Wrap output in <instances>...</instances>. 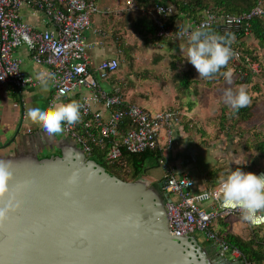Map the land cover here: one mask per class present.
<instances>
[{
  "label": "built area",
  "instance_id": "built-area-1",
  "mask_svg": "<svg viewBox=\"0 0 264 264\" xmlns=\"http://www.w3.org/2000/svg\"><path fill=\"white\" fill-rule=\"evenodd\" d=\"M23 7L43 13L53 28L38 31L22 22L19 11ZM127 8L137 9L132 1L128 2ZM173 11L171 6L156 7L153 24L158 28V37H173L172 30L163 24ZM97 13L99 10L93 0H0V86L21 90L41 84L37 79L26 77L21 61L14 56L17 48L25 46L33 62L49 67L53 74L49 81L52 93L48 107L53 102L67 104L72 101L82 106L78 123L71 126L63 124L65 138L85 157L90 158L95 152H100L106 162L113 164L121 162L123 151L138 154L160 149L161 141L170 146L175 128L182 124L183 119L191 120V117L173 109L149 112L136 103L126 101L122 94V88L126 86L124 79H111L119 69V61L115 58L101 61L95 69L89 68L88 52L95 43H90L85 34L91 30L92 17ZM252 18H264V0H258L246 14L228 15L221 20L224 26L230 27ZM219 19L214 14H208L199 21L187 22L181 31H191L201 25L208 31ZM179 39L187 42L186 37L180 36ZM232 60L234 71V67L239 65L238 57ZM245 61L248 62L247 59ZM249 69L254 75L260 71L256 63L249 64ZM101 82H110L111 91L103 89ZM27 132L30 133V130ZM159 165L165 169L159 184L166 195L164 209L169 233L180 239L202 233L206 241L212 242L220 252H228L235 263L257 264L226 243L214 231V226L228 217L238 218L250 230L264 224L251 225L242 219L239 210L223 208L219 185L197 191L195 181L177 176L175 166L165 158L159 160ZM256 175H264V172L259 171Z\"/></svg>",
  "mask_w": 264,
  "mask_h": 264
},
{
  "label": "water",
  "instance_id": "water-1",
  "mask_svg": "<svg viewBox=\"0 0 264 264\" xmlns=\"http://www.w3.org/2000/svg\"><path fill=\"white\" fill-rule=\"evenodd\" d=\"M69 143L58 157L29 148L0 157L14 166L20 201L0 228V264H232L169 233L160 184L122 181Z\"/></svg>",
  "mask_w": 264,
  "mask_h": 264
},
{
  "label": "crops",
  "instance_id": "crops-1",
  "mask_svg": "<svg viewBox=\"0 0 264 264\" xmlns=\"http://www.w3.org/2000/svg\"><path fill=\"white\" fill-rule=\"evenodd\" d=\"M129 1L131 0H114V2L111 0H104L102 4L105 6V10L100 14L101 16L93 15L91 20V30L85 34L90 43H95V46L89 51V58L91 61V65L89 66L90 69H95L96 66L105 59L115 58L118 60L119 57H121L118 55L120 54L118 43L116 44L115 39L112 38L114 37L112 34L117 31L116 26H114L116 20H112V18H110V16L114 14L116 16L119 15V11L121 10L113 11L110 7H108V5H116L118 2V4L124 2L125 7L122 9H125L127 8ZM118 7L120 6H117V8ZM19 17L22 22L28 24L38 31L51 30L53 28L52 25L47 22L43 13L30 7L21 8L19 11ZM93 31H96L99 34H96ZM134 40L135 37L133 36L132 42ZM154 45L155 44L150 45L147 48H142L139 51H135L131 55L130 63L127 62V65L121 57L119 62L120 64H123V67H120L119 71H117L111 77V79H128L133 81L135 86L126 93V97H133L131 100L149 112H153L151 110L158 111L163 109H173L180 110L187 116L191 117V120L183 119L182 124L175 128L174 139L170 146H167L164 141L160 142V148L163 150L162 158H165V160L175 166L177 176H186L190 179H193L196 183L197 191L211 189L219 185V183L213 185V182L207 178L211 171L207 170L206 168H214V163L215 166H217L218 163L221 165V171L224 170V173L221 172V174L227 175L228 170L235 171L237 167L241 168V170L246 173L249 172L242 168V164L230 166L228 163H226L225 153L227 149H223L218 141L207 143V141H204L203 138H198V134L205 136V129L207 134L208 132H211L209 128L214 123L212 122V117L213 114L216 113L210 112V90L212 89L213 91H217V89H220L217 86H219L218 84L221 80L217 82L219 79H199L198 72L196 69H194V66H192L194 73L196 72V78L193 77L192 79H189L190 82L188 79L186 80V82L188 81L190 84L189 87L191 88L188 89L189 93H187V90L184 89V86L182 87L180 84L182 82L178 80V83H176L174 81L176 74L187 70L185 63H180L178 61L173 67L171 62V60H173L172 58H182L183 60L186 59V57L183 56L180 45L187 47V42L178 39L177 41H172L170 47L166 44ZM137 46L142 47L141 41ZM254 48H257V46H254ZM148 53L151 55L149 59V65L146 64L147 61L144 58L148 55ZM256 53L257 56H260L261 53H264V49H257ZM14 56L21 61V68L26 77L36 79V76L41 71L51 73L49 67L37 65L33 62L32 56L25 46H23V49L19 50L18 53H15ZM160 64H163V66L166 64L167 69L165 71L158 70L157 66ZM260 65L264 67V57L263 59L260 58ZM229 71L232 73V77H234L232 68H229ZM246 74L247 73H244V75ZM258 78V76L252 77V84L250 86L247 84H235V81L238 79H233L231 85L234 88H232V91L235 92L241 86H244L250 97L255 98L256 94L251 88L252 85L256 84V82L258 83ZM145 79H152V81L155 79H162L160 82L159 80L157 81L160 83V92L157 91L155 93H150V88L147 85L148 83L146 84L148 89H142L140 85H142V81ZM104 84H106L108 87L112 86L110 82L108 84ZM108 91H111V88ZM205 91L207 92L205 93ZM51 93L52 90L50 82L48 84L47 91L43 89L41 84L36 87H26V90L25 88L16 90L10 86H0V157L6 156L13 151H22L26 148H29L30 150L35 151L37 158H39V154L42 152V150H45L46 148L51 149L53 147L55 150L57 149V151L52 153L50 156L39 159H48L61 155V146H65V136L63 135L61 140H57L56 134L50 135L41 124L34 123L30 119H26L25 116V112L28 107H40L36 106L39 103H45L48 107V101L51 97ZM220 93L221 91L219 94ZM9 94H16L18 97L13 99L9 96ZM201 96H204L203 102H199L201 100ZM216 96H218V94L213 92V97L216 98ZM197 105L200 108L195 110ZM205 124L207 125L206 127ZM21 128H25V130L20 132ZM28 130H30V133L27 132ZM9 137L12 138V141L9 140ZM221 141H223V144H225L226 139L222 137ZM192 145L195 147H191ZM197 154H199V157H202L201 160H203L202 164L204 166V172H210L206 175L205 181L207 179L208 183H211L210 185L212 186L206 185L205 181L202 182V184H199L198 176H193L191 175V172L185 171L184 166L190 162L194 163L197 160ZM148 184L150 185V183ZM214 229L219 233V235L220 231L223 233L227 232L229 234L235 235L243 241H248L251 238L253 232L236 217H228L224 220L218 221L215 223ZM206 253L208 255H223L232 264H237L233 261V259L227 256V253H222L218 250L216 254L215 248L212 251H207Z\"/></svg>",
  "mask_w": 264,
  "mask_h": 264
},
{
  "label": "trees",
  "instance_id": "trees-1",
  "mask_svg": "<svg viewBox=\"0 0 264 264\" xmlns=\"http://www.w3.org/2000/svg\"><path fill=\"white\" fill-rule=\"evenodd\" d=\"M95 3H103L104 0H93ZM137 7L136 10L125 8L119 11V15H112L110 18L115 21V25L117 31L112 34L113 39H115L116 44L118 43L120 54L126 62L130 63L131 55L135 51H139L142 48H147L150 45H159L166 44L169 47L171 46L172 41H177L180 37V31L184 27L187 22L191 21H199L203 19L208 14H214L218 17L219 21L217 24L209 29L213 34L224 36L226 39L231 40L230 47L232 48L235 56L238 57L239 65L234 67L233 76L238 79L235 81V84H252V77L258 76L262 79V83L264 84V67L260 65V58L257 56V49H264V18H252L248 22H243L238 26H224L222 18L225 16H240L248 13L252 8H254L258 2V0H131ZM171 6L173 8V14L164 20L163 24L165 27H169L172 30L173 37L164 38L158 37L157 31L158 28L153 24V16L155 13V9L157 6ZM248 23V25H246ZM246 28H248V33L245 34ZM135 37L133 44H127L129 42L130 37ZM105 37V36H104ZM234 37V39H233ZM138 38L141 40L142 47H138ZM255 40L258 44L257 48L250 45L248 43L249 40ZM154 45V46H155ZM172 56V54H171ZM121 57H119L118 61H120ZM173 57V56H172ZM171 57V58H172ZM176 57V56H175ZM171 60L173 67L176 62L185 63L186 71H182L176 74L174 81L178 83V80L182 83L181 86H184V89L187 90V87L190 86L188 83L189 79L193 77L196 78V72L194 73L193 67L186 59H175ZM233 59V58H232ZM232 59L229 63L220 70V73L216 74L212 79H224L225 76L223 73L229 71V68H233ZM248 60V62L245 61ZM256 63L260 68L258 74L254 75L249 69V64ZM123 67V64L119 62V69ZM118 69V71H119ZM195 69V68H194ZM244 73H247L244 75ZM188 81L186 82V80ZM126 86L122 88V94L126 98V93L132 89L135 84L133 81L128 79L124 80ZM190 82V81H189ZM262 85L256 83L252 85L253 92H255V98H251V103L256 100L258 97L262 96ZM131 103H136L133 100H129ZM255 107L252 104L247 107L234 109L231 105L227 104L221 109L220 115L216 118L212 119V122H216L215 125L218 126L217 130L225 135H229V132L234 131L236 129H240L239 127L243 124H247L254 117V109ZM215 119V120H214ZM228 125L229 128L224 125ZM242 135L243 131H240ZM235 136V133H233ZM254 140L248 136L247 138L250 141H247L248 146L253 149V159L249 162V164H245L242 168L248 170L251 173H256V170H253L252 167H257L258 171L264 172L261 167V162L264 161V139L258 140V135H252ZM256 137V138H255ZM237 138V137H236ZM162 149L155 150H147L138 154H130L128 152L123 151V158L120 163L110 164L103 159V154L100 152H95L94 156H96L102 164H99L91 159L85 157L86 160L95 163L96 165L102 167L106 170V167L111 169V175L117 177L118 179L125 182H134L139 180L142 174H144V164L147 159L154 158L159 163V160L162 158ZM257 162V163H256ZM260 163V164H259ZM159 165V164H158ZM115 169H118V172H115ZM253 170V171H252ZM161 195L164 193L161 191ZM221 221V220H220ZM255 228L252 231L251 238L248 241H243L242 239L236 237L233 234H229L227 232L220 231V237L232 247L237 248L243 253L244 256L250 261L257 262V264H263L264 262V238L260 237ZM222 233V234H221ZM219 234V233H218Z\"/></svg>",
  "mask_w": 264,
  "mask_h": 264
},
{
  "label": "clouds",
  "instance_id": "clouds-1",
  "mask_svg": "<svg viewBox=\"0 0 264 264\" xmlns=\"http://www.w3.org/2000/svg\"><path fill=\"white\" fill-rule=\"evenodd\" d=\"M180 36L187 38V47L180 45L186 60L194 66L199 74V79H212L233 58L231 40L205 30V26L191 30L181 31ZM234 39V37H233ZM228 83H231L232 73H223ZM53 74L41 71L36 76L43 89L47 91L49 81ZM226 102L234 109L247 107L251 97L244 86L237 91L228 90L225 93ZM81 105L77 101L70 103H56L46 110L40 107H28L25 112L26 119L39 123L51 134L62 132L63 124L74 125L81 119ZM79 172H74L67 180L66 197L71 196V189L80 182ZM15 174L11 162L0 159V228L9 221L12 214L19 207L20 201L14 189ZM219 196L221 206L229 210H239L242 219L251 225L264 224V175L244 172L237 167L226 177L219 180Z\"/></svg>",
  "mask_w": 264,
  "mask_h": 264
},
{
  "label": "rangeland",
  "instance_id": "rangeland-1",
  "mask_svg": "<svg viewBox=\"0 0 264 264\" xmlns=\"http://www.w3.org/2000/svg\"><path fill=\"white\" fill-rule=\"evenodd\" d=\"M109 1V0H108ZM112 2H114V0H111ZM122 1V0H121ZM119 3V2H118ZM116 4V5H108V7H110L113 11L116 10H122L123 7H125L124 5V2L120 3V4ZM98 10H99V13L95 16H101L100 14L103 13V11L105 10V6L100 2L98 3ZM117 6H120L117 8ZM114 8V9H113ZM140 38H138V41L137 43H140ZM129 42H127V44H133L132 42V37L129 38ZM136 41V40H135ZM248 43H250V45L252 46H257L258 44L255 42V40H249ZM23 49V46H20L19 48H17V50L14 51V54L15 53H18L19 50ZM116 49V48H114ZM259 50V49H258ZM89 54V52H88ZM262 56V57H260ZM259 57L261 59H263L264 57V53H261ZM151 55L150 53H148V55L146 57H144L146 59V64L149 65V59H150ZM157 69L160 70V71H165L167 68H166V64L163 66V64H160L157 66ZM260 69V68H259ZM124 72H125V68H124ZM260 74V73H259ZM123 77V76H122ZM231 83L233 82V79H236L235 77H232L231 78ZM239 79V78H238ZM258 79H262V78H258ZM264 79V78H263ZM159 80L162 81V79H155L154 81H152V79H145L144 81H142V85H140L142 87V89H148V87L150 88L149 92L150 93H155V92H160V83L157 82ZM148 83V84H147ZM231 83H228V81L224 78L222 79L220 82H219V87L220 89H217V91H213L212 89L210 90V99H211V102L209 104V107H211V113L212 112H215L216 114H213V117L212 118H216V121H217V117L220 115V110L221 108L224 107V104L227 105L228 103L226 102V96H225V93L228 91V90H232V85ZM257 83V82H256ZM258 83L260 85H262L261 87V90H262V96H260V98L258 97L256 100H254L252 103H250V105L252 104L253 108L254 109V117L252 118V120L250 122H248L247 124H243L241 125L239 128L240 129H236L234 131H231L229 132V135H225L224 133H221L220 131L217 130L218 126L215 125V123H213L211 125V127L209 128L211 130V132H206V129L204 130L205 131V136H201V134H198V138H203L204 141H207L208 142H219L221 144V146L223 147V149H227L226 150V153H225V161L226 163H228L230 166L231 165H239V164H249V162L253 159V155L254 154L252 151V147L250 148L248 146V143L247 141H250L249 138H247L248 136H250V138H254L252 135L254 134H257L259 137H258V140H260L261 138L264 139V84L262 83V80H258ZM146 84L148 85V87H146ZM101 86L103 89H106L107 91L111 88V87H108L106 86V84H104L103 82H101ZM187 89H191L190 87H187ZM26 90V88H25ZM223 90V91H222ZM221 91V93L219 94V92ZM207 91H205L206 93ZM213 92H215L216 94H218V96L213 97ZM222 92H223V95H222ZM17 94V93H16ZM16 94H9L10 97H12L13 99H16V97H18ZM126 97V101L129 102L128 99H133V97ZM214 98V99H212ZM199 99V97H198ZM215 100V101H214ZM204 101V96H201V100L199 102H203ZM252 101V99H251ZM199 104V103H198ZM203 105V104H202ZM201 105V106H202ZM230 105V104H229ZM36 106H40V108L42 109H47L48 107L46 106L45 103H39L37 104ZM198 108H200L198 105H197V108L195 110H197ZM154 112V110H151ZM209 112V110H208ZM217 115V116H215ZM208 116V115H206ZM212 116V115H211ZM206 118V117H205ZM205 122V120H204ZM207 125L205 124V127ZM225 127L229 128V126L226 124L224 125ZM25 128H21L20 129V132L24 131ZM240 131H243V134H241ZM233 133H235V136L233 135ZM57 135V140H61V138L63 137V133L60 132V133H56ZM225 138L226 139V142L225 144H223L224 142L221 141V138ZM237 137V138H236ZM256 138V137H255ZM9 140L12 141V138L9 137ZM254 140V139H253ZM1 143V142H0ZM202 143V142H201ZM191 147H195L194 145H192ZM198 148L200 149V147L198 146ZM55 151H57V149L55 150V148H49V149H45V150H42V152H40L39 154V158H44V157H47V156H50L52 153H54ZM197 160L194 162V163H189L187 164L185 167V171L186 172H191V175L193 176H198V183L199 184H202V182L205 181V177L208 173H210L209 171H211V173L208 175L207 178L210 179V181H212L213 185H215L216 183H219V180L222 178V177H226L231 171L228 170V174H221L224 173V170L221 171V165L218 163L217 166H215V163H214V168L210 169V168H206L208 171L204 172V166L202 164V157L200 156L199 157V154H197ZM202 155V153H201ZM91 159H94L95 162L99 163V164H102V162L100 161V159H98L96 156H93ZM257 163V162H256ZM159 164V163H158ZM156 160L154 158H149L146 160L145 164H144V174L141 175V177L139 178V180H143V181H146L148 183H150V186L157 189L159 191V182L160 180H162V177L164 176L165 174V169L162 165H158ZM260 164V163H259ZM261 167L263 168L264 170V161L261 162ZM253 170H256L258 171V168L255 167H252ZM252 170V171H253ZM106 171L108 173H110L112 170L107 168L106 167ZM119 170L118 169H115V172H118ZM248 171V170H247ZM111 174V173H110ZM194 178V177H193ZM206 185L208 186H212L210 185L211 183H208L207 179L205 181ZM171 197H173L172 195H170ZM233 220V219H232ZM215 230V229H214ZM216 231V230H215ZM258 231V232H257ZM256 232L257 234L260 236V237H263L264 238V225L261 226V229H256ZM189 238H191V240H193L199 247H201V249H203V246H206V248H212L214 245L212 242H207L206 239L204 238L203 234L202 233H195L194 235L190 236ZM216 248V246L213 247V249ZM227 256L229 258L232 259V257L230 256V254L227 252Z\"/></svg>",
  "mask_w": 264,
  "mask_h": 264
},
{
  "label": "flooded vegetation",
  "instance_id": "flooded-vegetation-1",
  "mask_svg": "<svg viewBox=\"0 0 264 264\" xmlns=\"http://www.w3.org/2000/svg\"><path fill=\"white\" fill-rule=\"evenodd\" d=\"M191 239V238H190ZM191 241H193V240H191ZM194 242V241H193ZM195 243V242H194ZM195 245L201 250V251H212L213 250V247L212 248H206V246H203V249H201V247H199L196 243H195ZM217 248V247H216ZM212 255V254H211Z\"/></svg>",
  "mask_w": 264,
  "mask_h": 264
}]
</instances>
